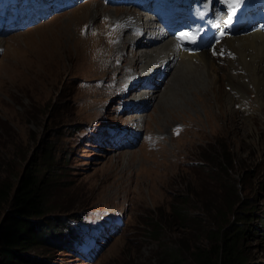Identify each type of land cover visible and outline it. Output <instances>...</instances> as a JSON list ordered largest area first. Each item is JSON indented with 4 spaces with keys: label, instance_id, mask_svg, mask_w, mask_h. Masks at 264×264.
<instances>
[{
    "label": "rangeland",
    "instance_id": "1",
    "mask_svg": "<svg viewBox=\"0 0 264 264\" xmlns=\"http://www.w3.org/2000/svg\"><path fill=\"white\" fill-rule=\"evenodd\" d=\"M169 1L37 0L31 10L42 20L0 35V182L16 185L36 163L38 186L56 209L48 217L78 236L69 252L56 248L60 242L50 235L46 246L29 253L39 264H171L162 253H183L196 239L208 248L205 211L221 210L227 193L229 202L233 193L239 199L237 206L251 204L257 230L243 252L247 264H264V117L252 106V87L233 95L242 108L223 120L211 98L204 100L212 107L206 114L198 93H166L175 66L161 63L150 76L134 75L140 54L161 38L159 29L149 35L151 15L139 5L154 12ZM199 2L212 5L194 1L189 8ZM217 7L211 11L219 19L225 10ZM27 8L22 3L3 17ZM127 12L146 21L126 31L119 19ZM134 32L140 44L121 43ZM219 57L223 67L225 54ZM138 96L144 99L137 102ZM225 154L233 161L221 172L217 162ZM174 206L186 211L185 221L169 214ZM117 219L120 226L111 236V228L104 232L99 246L97 226ZM92 244L98 251L86 253ZM179 259L191 264L187 253Z\"/></svg>",
    "mask_w": 264,
    "mask_h": 264
},
{
    "label": "bare ground",
    "instance_id": "2",
    "mask_svg": "<svg viewBox=\"0 0 264 264\" xmlns=\"http://www.w3.org/2000/svg\"><path fill=\"white\" fill-rule=\"evenodd\" d=\"M209 2L212 3L211 7L204 2L203 5L200 3L192 6L194 15H191L183 5H169L165 11L166 15L164 13L167 17L164 22L165 27L158 24L157 19H154L153 22L146 21V19H142L141 15L134 13L133 15L132 12H127L130 14L127 17H121L119 20L124 23V28H129L126 31L131 32L137 29L138 24L144 20L150 24L149 35H155L158 29L161 34V38L157 41H150L152 44L158 43V46L154 44L155 47L148 49L147 53L140 54L138 62L141 61L142 67L139 73L134 75H138V77L150 76L162 67L161 63H166L165 69L169 65L175 66L170 82L172 89H168L166 93L179 95V97L187 93L191 95L198 93L200 96H196V98L204 113L211 114V108L217 107L218 116L223 120L233 116L234 113L236 114L235 108L240 111L243 103L233 102V95L242 96L246 91L245 89H249L250 86L252 88L249 89V92L256 93L252 106H256L258 112L263 110L264 117V0H247L235 9L229 7L230 0L229 2L226 0H209ZM217 3L221 5L223 11L228 8L225 15L223 13L219 15V19L217 18L218 13L211 11L213 7L216 9L215 11H218ZM84 7H90V10L93 8L91 4H86ZM233 11H235L234 15ZM122 13L125 12L122 11ZM221 15H223L222 18H220ZM188 26L194 27L195 37H188L177 42L172 34L179 30L183 31ZM169 29L172 31L169 32ZM219 33H223V38L217 42L213 41ZM136 35L137 32H134L133 35L125 37L126 39H121V43L136 45L139 43ZM146 35L141 36L145 37ZM219 42L221 47L217 45ZM221 53L225 54L226 57L223 61L225 69L223 68L224 65L222 67L219 64ZM221 84L227 85L228 90L219 97ZM122 87L120 86L119 89ZM153 96L152 99H154ZM138 98L137 102H141L144 96H138ZM207 98L214 101V106L211 107L204 102ZM223 102L226 106L222 104ZM235 103L236 107L234 106ZM141 119V117L137 118L138 124L141 123ZM253 122L250 119L245 123L246 126L251 127ZM107 236H109L108 233ZM102 244L103 242L100 241L99 246Z\"/></svg>",
    "mask_w": 264,
    "mask_h": 264
},
{
    "label": "trees",
    "instance_id": "3",
    "mask_svg": "<svg viewBox=\"0 0 264 264\" xmlns=\"http://www.w3.org/2000/svg\"><path fill=\"white\" fill-rule=\"evenodd\" d=\"M232 161L233 158L225 154L224 162L218 161L217 166H223L220 170L225 172V165L228 166ZM200 162L207 167L206 162ZM36 165H28L16 185L0 182V264H39L41 261L29 253L35 248L46 246V238L50 235L52 241L56 238L60 242L53 244L56 248L69 252L74 248L73 238H78L77 233H73L72 229L70 231L68 225L56 223L48 217L56 209L50 207L46 192L38 186L37 167L34 168ZM233 194L229 202L227 193L221 210L216 208L214 211H205L208 224L210 223L206 233L208 248L195 244L196 239L183 253L173 250L168 255L162 253V257L167 258L171 264H179V257L184 253L189 255L191 264H247L243 242L257 230L251 223L255 216L250 211L251 204L241 200L237 206L239 199L235 196L236 200L233 201ZM169 214L180 222L185 221L188 215L185 210L175 206L170 209ZM228 215L230 218L226 220ZM259 222H262L260 226L264 228L263 219H259Z\"/></svg>",
    "mask_w": 264,
    "mask_h": 264
},
{
    "label": "snow or ice",
    "instance_id": "4",
    "mask_svg": "<svg viewBox=\"0 0 264 264\" xmlns=\"http://www.w3.org/2000/svg\"><path fill=\"white\" fill-rule=\"evenodd\" d=\"M242 3H243V0H230L229 7H233L234 9L239 8ZM234 14H235V11H233V15ZM229 23H231V20H229ZM221 35H223V33H221ZM185 36H186V34L182 33L180 35V37H178V38L183 40L185 38ZM193 42H195L194 39H193Z\"/></svg>",
    "mask_w": 264,
    "mask_h": 264
}]
</instances>
